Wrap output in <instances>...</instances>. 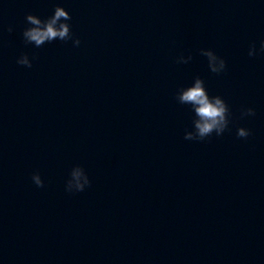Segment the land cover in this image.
I'll use <instances>...</instances> for the list:
<instances>
[{
    "label": "water",
    "instance_id": "1",
    "mask_svg": "<svg viewBox=\"0 0 264 264\" xmlns=\"http://www.w3.org/2000/svg\"><path fill=\"white\" fill-rule=\"evenodd\" d=\"M53 4L79 46L24 43ZM262 38L260 0H0V264H264ZM195 76L231 112L220 136L184 139ZM76 164L90 184L65 192Z\"/></svg>",
    "mask_w": 264,
    "mask_h": 264
},
{
    "label": "clouds",
    "instance_id": "2",
    "mask_svg": "<svg viewBox=\"0 0 264 264\" xmlns=\"http://www.w3.org/2000/svg\"><path fill=\"white\" fill-rule=\"evenodd\" d=\"M260 2L264 3V0H260ZM24 19L27 26L22 30L21 36L25 44H32L33 47L37 48L54 40L61 42L70 40L73 47L80 44V39L74 36L71 31V16L60 4H53L51 14L44 18L28 13L25 14ZM8 31H12L11 27L8 28ZM199 52L206 58L207 68L210 72L219 74L224 71L225 61L222 57L210 48H201ZM261 52H264V38L259 40L258 47L255 44H249L247 49L249 57ZM191 59V54L179 55L175 58V62L183 64ZM16 63L31 67V61L24 53L16 58ZM174 97L178 103L187 105L192 114V128L190 131H184V139L203 140L213 133L220 136L226 130L231 117L228 105L221 96L209 95L204 86V81L199 76L193 77L189 85L178 88ZM240 115L241 117L254 115V110L251 107L244 108ZM235 135L239 138H245L250 135V131L245 127L237 126ZM30 179L37 187L43 184L38 172H33ZM89 184L88 175L80 165L76 164L68 171L64 190L69 193L79 192Z\"/></svg>",
    "mask_w": 264,
    "mask_h": 264
}]
</instances>
